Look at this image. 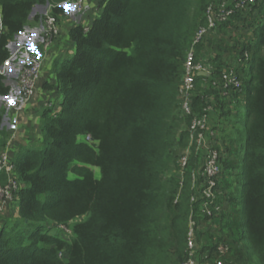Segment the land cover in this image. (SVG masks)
Listing matches in <instances>:
<instances>
[{"label":"trees","instance_id":"1","mask_svg":"<svg viewBox=\"0 0 264 264\" xmlns=\"http://www.w3.org/2000/svg\"><path fill=\"white\" fill-rule=\"evenodd\" d=\"M64 1L0 0V65L33 8L47 5L60 21ZM213 1L99 0L87 29L68 28L74 52L51 67L46 86L57 98L40 113L41 138L16 144L12 155L19 188L15 213L0 219V264H183L191 210L208 220L201 201H190L191 174L204 161L195 144L178 175L191 120L202 114L218 135L223 209L211 218L216 228L198 232L199 261L215 264L224 243L223 264H264V11L249 24L248 41L227 35L246 20L239 10L195 45V61L211 56L212 69L195 76L192 113L180 108L183 63ZM245 51L240 89L224 88L223 70ZM9 90L0 74V96ZM4 113L0 107V148ZM241 134L242 149L235 146ZM60 226L67 238L52 232Z\"/></svg>","mask_w":264,"mask_h":264},{"label":"built area","instance_id":"2","mask_svg":"<svg viewBox=\"0 0 264 264\" xmlns=\"http://www.w3.org/2000/svg\"><path fill=\"white\" fill-rule=\"evenodd\" d=\"M261 1L262 0H214L207 7L205 13L206 24L197 28L192 45L187 51L183 63V74L178 88L182 115H190L192 113L191 92L194 88L195 76H202L200 75L201 72H207L209 75L212 69L211 56L208 57L203 55V57L195 61V45L205 40V38H209V36L216 34L218 25L227 22V20L239 10L243 11L246 20L253 19V17L256 16L260 17L259 4ZM65 5H70L71 9L80 11L84 8L85 0H66L60 4L64 10L67 9ZM254 6L257 7L253 10ZM246 20L243 23H245ZM1 28L0 19V29ZM252 28L253 27L249 25H244L242 28L238 27L236 30L231 29L227 32V35L232 38V40L245 39V41H248L253 38ZM59 34V21L56 16L48 12L44 15V19L42 20V28L38 42L32 43L28 40L25 36L24 27L23 31L18 33L8 44L10 55L4 63L0 65V74L5 76L7 75V71H9L10 78L16 81L17 85L15 87L6 82L10 86V90L7 95L0 96V101L4 100L7 106L4 117L9 116L8 114L10 113L8 112V108H10V104H13L15 114L12 116L13 120L11 125L9 122L8 126L13 128L14 131L17 130L18 122L21 118L19 114L36 95L43 68V52ZM216 38H221V35H217ZM249 59L250 53L245 51L243 57L239 56L223 70L221 80L224 88L232 87L234 89H240L241 79L239 78L237 68L241 67L243 62L244 64L247 63ZM5 81H7L6 76ZM51 105V100L46 102V106ZM3 124L4 122L2 125ZM14 131L11 133L10 137H7L5 145L0 150V213L3 212L6 202L12 197V193L16 192L19 188L18 182L14 176L15 166L12 161L15 144V140L13 141L15 136ZM189 132V144L178 160V175L182 180L183 169L191 153L190 147L195 144L196 151H203L204 161L201 169L191 174V187L193 190H196V192L191 194L190 201H201L200 212L206 214L208 220L205 222L197 221L194 219L193 210H191L186 232L185 260L183 264H204L199 261L198 257V232L202 229L208 230L215 228L216 224L212 222L213 220H211V218L219 214L223 209V207L217 203L219 195L217 186L221 174V153L215 148V144L218 142V135L217 132L209 130L206 114L194 116L192 118ZM86 139L91 142L89 136H87ZM3 176L5 177L4 181L1 180ZM199 177H202V181H199ZM227 253L228 246L224 243L218 244L214 252L215 257H213L215 264H223V258ZM203 257L207 258L208 254H205Z\"/></svg>","mask_w":264,"mask_h":264},{"label":"rangeland","instance_id":"3","mask_svg":"<svg viewBox=\"0 0 264 264\" xmlns=\"http://www.w3.org/2000/svg\"><path fill=\"white\" fill-rule=\"evenodd\" d=\"M259 6H260V9H259L260 10V14L262 16V12L264 11V0H262L260 2ZM40 8H42V9L38 13L41 15L40 20L41 19L43 20L44 19V15L46 13L50 12V11H49V8L47 7V5H46V8H45L44 11H43V7L40 6ZM32 11H31V14L33 13ZM256 17H259V16H256ZM73 19H74V21L77 20V18H73ZM250 23H254L255 25H258L260 22L257 21V20H255L253 18V19L246 20L245 23H242L241 22L240 25H239V27L242 28L244 25L245 26H248ZM65 31H60V34L55 38V40L50 44V46L43 52V55L45 54V56H43L44 59L42 60L43 61L42 71L44 72L46 70V73L47 74L49 73V71H48L49 69H46V66H45L46 65V61H45L46 53L50 50V48L52 49L53 47L56 46V42H55L56 40H57V44L60 43V40L64 37V35H66V32ZM65 38H67V36H65L63 38V41H65ZM60 59L61 58H58V60H60ZM48 62H49L48 65L51 66L50 61H48ZM42 71H41V79H40L41 80V84L39 83V86H38V89H37V93H38L37 94V100H39V102L41 103L40 107L39 108L35 107V104L37 103V101L35 102L34 99L31 100L32 102H30L26 106V108H24L21 111V113L19 114L20 117L23 116L25 118L24 123L26 122V120H27V122L25 124H22L21 123V118H20L19 119V122H18L19 123L18 124V128L15 131H14L13 128H11L9 126H6V124H3L2 125V126H4V128H5V130H6V132H7V134H8L9 137H10V135H11V133L13 131L15 132V136L13 138V141L16 140V138L18 136V132L20 131V129H24V128H27L28 129V133L26 134V136L30 137L28 139V141L30 140L29 143H28L29 145H31L32 143L38 144V141L41 138L40 120H39V117H40V113H41L43 107H46L45 100L47 99V96H49V94H48L49 92L47 91V89L45 87L43 88V84H42V73L43 72ZM5 76L7 77V81L6 82L8 84L11 83L12 82L11 80H13V79L10 78V72L9 71H7V75H5ZM43 76H45L46 79L49 77V75H46V74H44ZM0 107H4V111L7 110V106H6L4 100L3 101L2 100L0 101ZM238 108H239L240 113H241V120H243V116L242 115H243V112H244V107L242 106V104H239L238 105ZM32 110H34V111L36 110L37 113L35 114V112L34 113L30 112L29 114H27L29 111H32ZM56 110H58V108H56ZM8 112L10 114H8L9 116H7V119L9 120L8 123L10 122V125H11L12 120H13V117L12 116L15 114V109L13 108V104H10V108H8ZM28 117L31 118V119H28ZM241 123H242V121H241ZM29 129H30V131H29ZM244 137H245L244 134H241L239 140L235 143V146L236 147H238V148L240 147L241 149L243 148V146H244ZM84 140L87 141L86 137H84ZM20 141H21L20 143H23V140L22 139ZM17 142L18 141L16 140V143ZM1 149L2 148H0V150ZM95 176L96 177H99L98 171H96ZM241 189L242 188L239 187V190H238V193H239V199L238 200H239V210H240L239 213H240V215H242V205H243L242 204V198H241L242 197V190ZM16 192H13L12 193V197L6 202V204L4 206V209H3V212L0 213L1 222H3L4 220H9L10 217L13 216V213H15ZM183 226H184V224H183ZM59 228L62 229V230H60L61 232H59L58 228L53 229L52 232H55V233L59 234L63 238H67L66 236L69 235V229L67 227H65V226H60Z\"/></svg>","mask_w":264,"mask_h":264},{"label":"crops","instance_id":"4","mask_svg":"<svg viewBox=\"0 0 264 264\" xmlns=\"http://www.w3.org/2000/svg\"><path fill=\"white\" fill-rule=\"evenodd\" d=\"M98 1L99 0H85L84 8L82 10H80V11L73 10L71 8L65 9L64 13L62 15V19L59 21L60 31H65L66 30L65 32H67V29L69 27H71L73 24H76V23L82 24L83 27L85 29H87L90 26L92 20L94 19V17L96 16V14L98 12V7H97L98 6ZM40 6L38 5V6H35V8H33V11H32L33 13L30 15L28 23L25 26V34H26L25 36L32 43L38 42L39 35H40V32H41V28H42V19L41 20L39 19L38 21H35L34 18H33L42 9V8H40ZM41 7H43V11L46 8V6H41ZM73 18H77V20L74 21ZM65 36H67V34L64 35V37ZM63 38L60 40L59 44H57V40H56L55 41L56 42V46L53 47L52 49L50 48V50L46 53V57H45L46 65L45 66H46V69H49L48 71H49L50 74L49 73L47 74L46 70L44 72L42 71L43 72L42 73L43 88L45 87L47 89V91L49 92L48 93L49 96H47V99L45 100V104H46L47 101L51 100L52 101V106H54L57 97L46 86L47 84L49 85V84L53 83V81H54L53 75L51 73V67L54 64V62H56L58 60V58H63L64 55L72 54L74 52L72 43L69 41L68 37L65 38V41H63ZM44 56H45V54H44ZM48 61H50L51 66L48 65V63H49ZM44 74L49 75V77L46 79V77L43 76ZM11 81L12 82L9 83V84H12L13 86L16 87V85H17L16 81H13V80H11ZM39 83L41 84V80L39 81ZM39 83H38V86H39ZM37 94L38 93L36 91V96H35L34 100H35V102L37 101V103L35 104V107L39 108L41 103L39 102V100H37ZM241 103H242V101H241ZM56 108H58V107L55 106L54 109H56ZM30 112H32V113L35 112V114L37 113L36 110L35 111L32 110V111H29L27 114H29ZM28 119H31V118L28 117ZM39 120H40V117H39ZM8 121L9 120L7 119V116L4 117V121L3 122H4V124H6V126H8ZM24 121H25V118L22 116L21 117V123L25 124L27 122V120H26L25 123H24ZM29 131H30V129H29ZM27 133H28V129L27 128L20 129V131L18 132V136L16 138V140L18 142L16 143V140H15L14 151L16 149V144L17 145H22V144H28L29 143L30 140L28 141V139L30 137L26 136ZM21 139L23 140V143H20ZM32 144H35V143H32Z\"/></svg>","mask_w":264,"mask_h":264},{"label":"water","instance_id":"5","mask_svg":"<svg viewBox=\"0 0 264 264\" xmlns=\"http://www.w3.org/2000/svg\"><path fill=\"white\" fill-rule=\"evenodd\" d=\"M200 75H202V76H206V75H208V74H207V72H201Z\"/></svg>","mask_w":264,"mask_h":264},{"label":"snow or ice","instance_id":"6","mask_svg":"<svg viewBox=\"0 0 264 264\" xmlns=\"http://www.w3.org/2000/svg\"><path fill=\"white\" fill-rule=\"evenodd\" d=\"M66 8H70L71 6L70 5H65Z\"/></svg>","mask_w":264,"mask_h":264}]
</instances>
